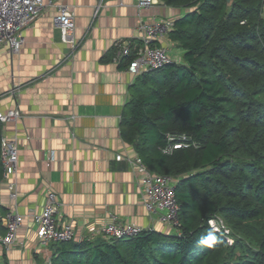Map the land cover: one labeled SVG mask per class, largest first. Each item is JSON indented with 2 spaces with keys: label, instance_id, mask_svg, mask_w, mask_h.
Listing matches in <instances>:
<instances>
[{
  "label": "trees",
  "instance_id": "16d2710c",
  "mask_svg": "<svg viewBox=\"0 0 264 264\" xmlns=\"http://www.w3.org/2000/svg\"><path fill=\"white\" fill-rule=\"evenodd\" d=\"M160 1L184 9L168 31L181 60L135 76L119 128L150 171L176 179L178 231L57 242L51 264H264V0ZM167 133L197 145L163 153Z\"/></svg>",
  "mask_w": 264,
  "mask_h": 264
},
{
  "label": "crops",
  "instance_id": "0c3cea01",
  "mask_svg": "<svg viewBox=\"0 0 264 264\" xmlns=\"http://www.w3.org/2000/svg\"><path fill=\"white\" fill-rule=\"evenodd\" d=\"M135 2L44 0L40 14L23 31L19 51L12 53L0 44V111L16 106L21 111L18 120L0 123L1 135L14 137L18 147L15 172L7 179L0 173V238L4 213L22 215L14 242L8 249L0 247L3 264H51L57 242L40 247L31 219L41 210L48 189L59 201L55 217L73 227L74 240L107 238L102 232L91 235L90 229L112 217L142 229L175 232L141 202L140 173L128 160L138 154L123 141L119 128L135 76L126 70V59L116 62L113 56L118 42L132 48L137 44L140 18H176L184 9L157 0L138 11ZM59 3L72 12L78 41L74 48L52 26ZM158 41L174 43L168 34ZM7 181L15 183V199Z\"/></svg>",
  "mask_w": 264,
  "mask_h": 264
},
{
  "label": "built area",
  "instance_id": "2783aa9c",
  "mask_svg": "<svg viewBox=\"0 0 264 264\" xmlns=\"http://www.w3.org/2000/svg\"><path fill=\"white\" fill-rule=\"evenodd\" d=\"M157 0H136L138 11L148 9ZM100 3L97 5V7ZM44 0H0V44H5L10 52H18L23 41V31L40 14ZM174 18L170 17H142L136 25L137 44L132 46L128 42H118L113 61L127 60L126 70L133 76L143 71L159 68L170 62H177L170 57L168 45L159 43L162 35L168 34L173 27ZM241 23L244 20L240 21ZM52 26L59 31L60 40L74 48L78 41L74 37V21L72 12L64 4H56V9L51 17ZM21 117V111L16 106L0 111V123L16 121ZM196 146L197 142L185 133H167V144L161 148L163 153L169 154L172 149L179 147ZM53 159V154L49 153ZM120 153L115 155L121 159ZM130 164L139 171L138 185L140 186V199L149 213L158 214L161 222L170 225L178 231L180 225L179 205L175 198L176 179L168 174L150 171L139 155L128 158ZM0 161L2 176L7 179L17 167L18 147L14 137L0 136ZM11 199L16 198L15 183L7 181ZM59 201L53 190L45 193L44 204L39 212L33 213L31 219L36 226L37 243L46 247L52 242H66L74 238L75 232L69 223H59L55 214L58 212ZM5 233L0 238V247L8 249L14 242L18 227L22 222V215L14 210H9L2 216ZM214 231H223L227 244L233 242L223 219L219 216L207 220ZM91 235L95 232L103 233L107 238H121L134 236L142 228L139 225L122 222L112 217L111 220L98 229H90ZM1 249V248H0ZM0 264H3L0 261Z\"/></svg>",
  "mask_w": 264,
  "mask_h": 264
},
{
  "label": "rangeland",
  "instance_id": "374dc122",
  "mask_svg": "<svg viewBox=\"0 0 264 264\" xmlns=\"http://www.w3.org/2000/svg\"><path fill=\"white\" fill-rule=\"evenodd\" d=\"M170 46H168V52L170 54V57L173 60H176L177 56H181L182 50L180 47L176 46L174 43L168 42ZM259 99L264 101V92L258 95Z\"/></svg>",
  "mask_w": 264,
  "mask_h": 264
},
{
  "label": "water",
  "instance_id": "95a60500",
  "mask_svg": "<svg viewBox=\"0 0 264 264\" xmlns=\"http://www.w3.org/2000/svg\"><path fill=\"white\" fill-rule=\"evenodd\" d=\"M226 1V5H231V3L233 2V0H225Z\"/></svg>",
  "mask_w": 264,
  "mask_h": 264
}]
</instances>
